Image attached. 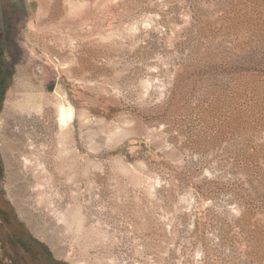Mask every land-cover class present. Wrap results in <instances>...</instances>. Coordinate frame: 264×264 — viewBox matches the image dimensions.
Listing matches in <instances>:
<instances>
[{
  "label": "rangeland",
  "instance_id": "rangeland-1",
  "mask_svg": "<svg viewBox=\"0 0 264 264\" xmlns=\"http://www.w3.org/2000/svg\"><path fill=\"white\" fill-rule=\"evenodd\" d=\"M0 264H264V0H0Z\"/></svg>",
  "mask_w": 264,
  "mask_h": 264
},
{
  "label": "bare ground",
  "instance_id": "bare-ground-1",
  "mask_svg": "<svg viewBox=\"0 0 264 264\" xmlns=\"http://www.w3.org/2000/svg\"><path fill=\"white\" fill-rule=\"evenodd\" d=\"M28 95V94H27ZM31 95V94H30ZM35 95V94H33ZM33 98V97H32ZM30 99V98H29ZM39 99V98H38ZM57 99V98H56ZM60 100V99H59ZM33 101V100H32ZM61 101V100H60ZM56 103V121L61 131L68 128L73 120L74 110L70 104ZM25 102V101H24ZM63 102V101H62ZM36 105V104H35ZM34 106V104H33ZM37 106V105H36ZM39 106V105H38ZM38 108V107H37Z\"/></svg>",
  "mask_w": 264,
  "mask_h": 264
}]
</instances>
